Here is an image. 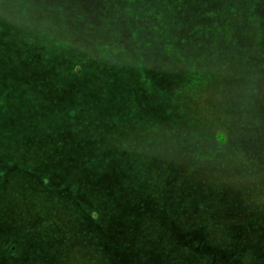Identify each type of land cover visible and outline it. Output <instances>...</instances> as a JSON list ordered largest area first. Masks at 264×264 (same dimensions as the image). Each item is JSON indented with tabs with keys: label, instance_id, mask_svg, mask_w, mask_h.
Listing matches in <instances>:
<instances>
[{
	"label": "rangeland",
	"instance_id": "obj_1",
	"mask_svg": "<svg viewBox=\"0 0 264 264\" xmlns=\"http://www.w3.org/2000/svg\"><path fill=\"white\" fill-rule=\"evenodd\" d=\"M110 2L0 0V26L17 29L0 28V105L19 106V112H0L3 135L18 122V138L4 144L24 155L26 150H21L28 148L24 141L30 142L29 151L35 157L52 156L50 163L58 162L64 175L82 182L88 180L85 159L131 157L132 176L141 172V165L147 174L155 173L149 185L159 182L158 193L178 197L183 216L192 213L198 223L210 227L254 229L248 235L255 245L240 247L244 254L226 264L238 260L264 264L263 36L259 44L248 45L245 33L229 32L226 36L241 38L242 43L216 49L159 45L157 40L137 41L138 46L132 30L138 29L141 17L106 16L110 5H116ZM91 9L99 14V21H91ZM24 30L34 37L29 51L31 58H39L35 72L27 73L22 66L20 31ZM82 33L102 45H91V41L90 52L77 54L73 38ZM45 56L49 60L43 64ZM74 64L83 68L82 75L67 74ZM23 107L31 110L23 112ZM24 181L21 177L19 183V175L14 174L11 187L20 184L15 190L27 201L33 200L34 192L37 198L42 192L39 185L26 190ZM140 192V198H146L144 193L151 191L143 187ZM199 199L211 203L195 213L192 207L201 209ZM10 206L14 208L11 198ZM5 211L3 218L15 229H25L13 212ZM143 211L147 217L163 214L153 203ZM32 235L22 232L15 238V264H29L30 250L34 254L39 250V241L36 246L33 240L26 241ZM43 250L44 246L38 255L45 257L46 264H56ZM197 250L192 248L186 258L179 256L168 264H222L214 253L201 262L199 258L206 255ZM73 263L69 257L67 264Z\"/></svg>",
	"mask_w": 264,
	"mask_h": 264
},
{
	"label": "trees",
	"instance_id": "obj_2",
	"mask_svg": "<svg viewBox=\"0 0 264 264\" xmlns=\"http://www.w3.org/2000/svg\"><path fill=\"white\" fill-rule=\"evenodd\" d=\"M93 1L89 0L87 5ZM110 4L116 5H110L106 16L141 17L138 29L132 30L135 45L157 40L159 45L216 49L223 44H241V38L226 36L229 32L239 31L245 33L243 38L248 45L259 44L262 36L264 39V0H111ZM9 9L13 10L14 6H9ZM90 11L91 21H99V14L96 15L94 9ZM1 27L8 31L17 30L7 24ZM20 32L24 44L23 69L27 73L35 72L39 58H31L29 51L34 37L29 30ZM132 40L130 45H133ZM90 43L102 45L93 36H84L83 33L79 38H73L77 54L90 52ZM16 55L19 56V51ZM93 57L94 54L90 58ZM48 60V56L41 57L43 64ZM7 62L13 61L7 58ZM82 69L79 64H74L67 74L79 76ZM17 108L18 105L16 108L0 105V112H19ZM21 109L23 112L31 110L25 107ZM16 124L18 127V122ZM17 127H9L11 131L4 135L0 130V264H15L13 261L18 260L15 238L22 232L30 231L33 235L26 241L30 244L33 240V246L39 241V250L34 247L37 250L35 254L30 250L27 258L29 264H46L45 257L38 255L43 246V251H48L56 264H67L69 257L74 258L73 264H136L138 261L168 264L169 260L174 261L179 256L186 258L195 247L197 253L206 255L199 258L201 262L214 253L216 262L226 264L234 261L239 254H244V250L238 251L240 247L246 246L247 249L249 245H255L248 235L254 229L240 226L223 228L218 223V226L210 227L198 223L197 216L192 213L187 212L189 214L183 216L178 197L158 193L159 182L154 187L149 185L155 179V173L147 174L141 165V172L132 176L134 166L131 157L116 159L112 156L101 161L85 159V176L88 180L82 182L81 178L70 179L64 175L58 162L50 163L52 156L42 153L35 157L29 151L30 142L24 141L28 148L21 150H26L24 155H17L15 147L4 144L5 140L10 143L14 137L18 138ZM48 150L53 154L51 148ZM84 151L85 148L83 154ZM97 168L103 169V172L98 173L100 169ZM6 173L7 180L3 177ZM14 174L19 175V183L21 177L25 180L23 189L32 191L37 183L42 192L37 194V198L34 192L33 200L27 201V196L19 194V189L15 190L20 184L11 187ZM143 187L151 191L149 197L144 193L146 198H140ZM207 201L199 199L201 209L192 207L193 212L205 211L204 207L211 203ZM149 203L162 210L163 214L147 217L143 210ZM4 211L9 214L13 212L17 220L24 223L25 229H15L16 225L3 218ZM239 239L245 241L238 244ZM153 260L157 263H153ZM236 264H241V260Z\"/></svg>",
	"mask_w": 264,
	"mask_h": 264
}]
</instances>
